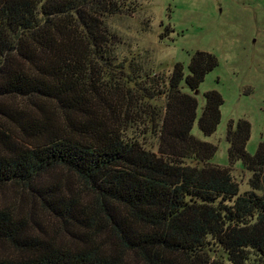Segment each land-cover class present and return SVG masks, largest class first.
I'll use <instances>...</instances> for the list:
<instances>
[{"label": "trees", "instance_id": "1", "mask_svg": "<svg viewBox=\"0 0 264 264\" xmlns=\"http://www.w3.org/2000/svg\"><path fill=\"white\" fill-rule=\"evenodd\" d=\"M125 2L0 0V195L11 187L31 201L0 204V264H264V142L248 154L250 124L231 120L229 167L211 163L216 146L192 129L217 60L196 53L163 86L126 76L105 24L131 12ZM163 95V109L146 104ZM222 105L204 94V137ZM237 162L251 174L244 193Z\"/></svg>", "mask_w": 264, "mask_h": 264}, {"label": "rangeland", "instance_id": "2", "mask_svg": "<svg viewBox=\"0 0 264 264\" xmlns=\"http://www.w3.org/2000/svg\"><path fill=\"white\" fill-rule=\"evenodd\" d=\"M125 3L131 12L107 17L105 24L114 35V54L117 62L124 63L126 76H139L138 82L147 86H163L175 64L182 65L187 75V67L196 53L212 55L217 67L197 89V120L192 134L216 146L212 164L228 168V122L245 120L251 128L246 151L254 155L259 143L264 142V0H126ZM209 91L219 93L223 105L215 133L204 137L198 130V118L204 94ZM183 92H188L185 87ZM165 103L164 95L146 102L156 110L163 109ZM143 132L146 131L142 125L128 130L139 135L146 149L156 152L157 138L151 131ZM231 175L240 193L249 190L251 174L242 169L240 162L234 164ZM0 204L14 206L19 212L26 205L29 207L31 201L28 193L21 199L18 191L15 195L8 187L0 195ZM34 215L52 224L39 210ZM0 253H7V247L0 245Z\"/></svg>", "mask_w": 264, "mask_h": 264}, {"label": "water", "instance_id": "3", "mask_svg": "<svg viewBox=\"0 0 264 264\" xmlns=\"http://www.w3.org/2000/svg\"><path fill=\"white\" fill-rule=\"evenodd\" d=\"M197 94V91L195 92V95Z\"/></svg>", "mask_w": 264, "mask_h": 264}]
</instances>
